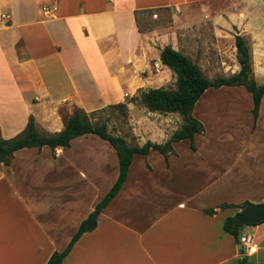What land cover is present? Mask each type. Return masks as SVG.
Wrapping results in <instances>:
<instances>
[{
    "label": "crops",
    "instance_id": "0c3cea01",
    "mask_svg": "<svg viewBox=\"0 0 264 264\" xmlns=\"http://www.w3.org/2000/svg\"><path fill=\"white\" fill-rule=\"evenodd\" d=\"M193 1L0 0V136L21 133L31 115L39 130L57 132L77 109H103L163 87L173 73L160 62V48L170 45L187 56L181 40L190 33L196 55L201 27L158 23L141 30L135 12ZM44 6L56 9L46 14ZM252 68L263 83V68ZM224 89L234 93L224 96L230 103L224 108L243 107L247 121L235 132L218 130L204 145L196 134L194 150L188 139L186 150L183 140L174 142L167 161L156 150L134 154L121 189L61 264H239L242 255L246 264H264V221L243 227L252 245L241 254L237 238L223 229L241 208L219 207L264 201V96L254 124L252 96L243 86L206 89L193 112ZM143 124L139 146L163 143L173 132L161 119ZM72 149L56 148L53 157L47 146L23 148L9 165L0 163V264H46L115 182L112 147Z\"/></svg>",
    "mask_w": 264,
    "mask_h": 264
},
{
    "label": "trees",
    "instance_id": "16d2710c",
    "mask_svg": "<svg viewBox=\"0 0 264 264\" xmlns=\"http://www.w3.org/2000/svg\"><path fill=\"white\" fill-rule=\"evenodd\" d=\"M159 9L160 8H147L137 10L135 12V18L139 29L147 30V28L160 23L159 20L151 19L152 14L160 11ZM234 44L239 65L238 71L228 76H217L214 78L207 77L195 62L178 50L172 48L170 45L160 48V62L167 66L175 76V87L149 88L144 91H139L136 96L127 97L124 102L108 105L101 109L122 108L126 110L127 103L136 101L150 112L179 114L182 119L180 127L174 130L163 143L147 140L141 146L131 145L127 142L125 137L110 132L105 122H91L88 118L89 115L81 110H75L73 114L67 118L64 127L60 131L53 133L41 132L35 123L34 117L31 115L26 127L21 133L12 138H3L0 136V163L9 165L14 157L15 151L32 147L40 150L42 147L47 146L51 150L52 156L55 157L56 148L68 149L73 139L80 136L95 135L106 141L115 150L118 159V176L107 193L95 205L94 211L98 213L101 212V210L115 197L125 182L134 154H148L149 151L156 150L161 153L167 161L169 155L174 153L173 143L183 139H189L190 147L193 150L195 149L194 136L204 132V125L192 115V111L195 103L206 89L210 87L219 88L222 86H243L252 96L253 107L251 109V114L253 117V124L255 123L260 102L264 96V82L258 83L255 80L249 46L243 35L236 28ZM94 113V111L91 112V114ZM250 204L249 201H244L239 205L225 203L219 205V207L226 208L236 206L242 209L244 206ZM205 211L211 214L213 209H206ZM92 213L87 219L81 222L76 233L70 239L66 247L62 251L53 252L46 264H61L63 262L75 242L88 230L87 223L90 221ZM238 213L233 216H228L223 224V229L236 238L239 225L235 224L234 218ZM237 240L240 243L238 238ZM240 252L244 254L242 250ZM239 264H246V258H241Z\"/></svg>",
    "mask_w": 264,
    "mask_h": 264
},
{
    "label": "rangeland",
    "instance_id": "374dc122",
    "mask_svg": "<svg viewBox=\"0 0 264 264\" xmlns=\"http://www.w3.org/2000/svg\"><path fill=\"white\" fill-rule=\"evenodd\" d=\"M157 13L158 15L152 16V18L159 20L160 25H163L161 27L176 24L179 29H182L191 25H200V48L196 50V55L192 49L194 42L190 38V33L182 35L186 38L181 40V44L187 57L198 61L207 77L214 78L236 71L238 62L234 44L235 28L243 35L249 46L252 67L255 69L261 67L264 70V0H195L183 5L164 8ZM153 71L154 73L159 72L157 69ZM152 76L156 77L154 74ZM161 85L174 88L175 76L171 74V77L162 82ZM138 93L133 96L138 95ZM209 94L213 93L209 92ZM232 95H234L233 92L224 89L215 93L214 99H210L209 102H201L196 111H192V115L203 123L205 129L203 134L196 135V143L206 144L208 138L226 127L231 132H235L238 130L239 123L247 121L248 113L243 107L237 106L230 112L224 108L230 104L224 96L230 97ZM145 109L134 101L127 103L126 110L106 108L95 110L94 114H91L92 111L86 113L91 122H105L110 132L125 137L131 145H137L145 137L146 129L142 127L143 121L149 119L164 120L169 132L179 128L182 123V119L177 113L174 115L161 113L162 117H160L157 114H148ZM40 131L49 133L41 129ZM183 141L181 149L186 150V145L189 147L190 140L188 139L189 143L187 140ZM71 145L73 146L72 151L79 153L100 151L101 147L106 150L107 145L110 146L95 135L78 138ZM60 151L61 149L56 152ZM41 158L45 159L46 157Z\"/></svg>",
    "mask_w": 264,
    "mask_h": 264
},
{
    "label": "water",
    "instance_id": "95a60500",
    "mask_svg": "<svg viewBox=\"0 0 264 264\" xmlns=\"http://www.w3.org/2000/svg\"><path fill=\"white\" fill-rule=\"evenodd\" d=\"M97 216L98 212L94 211L90 221L87 223V228L92 229L95 227ZM261 221H264V201L244 206L234 218L235 224L239 225L237 238L240 240L244 226L257 224ZM237 248L241 251L243 248L242 244L239 243ZM242 257L243 255L240 256V258Z\"/></svg>",
    "mask_w": 264,
    "mask_h": 264
},
{
    "label": "built area",
    "instance_id": "2783aa9c",
    "mask_svg": "<svg viewBox=\"0 0 264 264\" xmlns=\"http://www.w3.org/2000/svg\"><path fill=\"white\" fill-rule=\"evenodd\" d=\"M56 9L55 6H44L42 8L43 12L46 14L51 13V11H54ZM154 17H156V15H153ZM2 17H6V15H2ZM240 243L242 244V251L247 254L249 252V250L251 249V245H252V237L249 234H242L241 238H240Z\"/></svg>",
    "mask_w": 264,
    "mask_h": 264
}]
</instances>
